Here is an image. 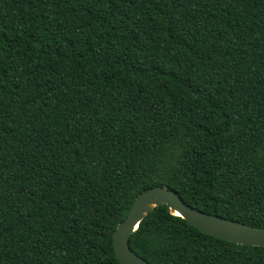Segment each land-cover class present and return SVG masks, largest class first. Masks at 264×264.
<instances>
[{
	"label": "trees",
	"instance_id": "trees-1",
	"mask_svg": "<svg viewBox=\"0 0 264 264\" xmlns=\"http://www.w3.org/2000/svg\"><path fill=\"white\" fill-rule=\"evenodd\" d=\"M166 186L264 228V0H0V264H121ZM151 264H264L166 205Z\"/></svg>",
	"mask_w": 264,
	"mask_h": 264
},
{
	"label": "water",
	"instance_id": "water-1",
	"mask_svg": "<svg viewBox=\"0 0 264 264\" xmlns=\"http://www.w3.org/2000/svg\"><path fill=\"white\" fill-rule=\"evenodd\" d=\"M161 205H166L172 214L211 236L236 244L264 247V228L206 213L188 205L176 191L155 186L136 197L127 217L113 234L114 251L121 264H151L132 250L129 239L142 220Z\"/></svg>",
	"mask_w": 264,
	"mask_h": 264
}]
</instances>
